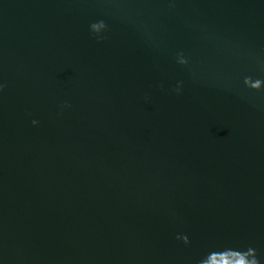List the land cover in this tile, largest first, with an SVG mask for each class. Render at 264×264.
<instances>
[{"label":"water","instance_id":"1","mask_svg":"<svg viewBox=\"0 0 264 264\" xmlns=\"http://www.w3.org/2000/svg\"><path fill=\"white\" fill-rule=\"evenodd\" d=\"M0 264H264V0H0Z\"/></svg>","mask_w":264,"mask_h":264}]
</instances>
